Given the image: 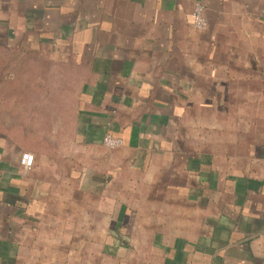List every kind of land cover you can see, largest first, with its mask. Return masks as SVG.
I'll return each mask as SVG.
<instances>
[{"label":"crops","instance_id":"crops-1","mask_svg":"<svg viewBox=\"0 0 264 264\" xmlns=\"http://www.w3.org/2000/svg\"><path fill=\"white\" fill-rule=\"evenodd\" d=\"M0 264H264V0H0Z\"/></svg>","mask_w":264,"mask_h":264},{"label":"built area","instance_id":"built-area-1","mask_svg":"<svg viewBox=\"0 0 264 264\" xmlns=\"http://www.w3.org/2000/svg\"><path fill=\"white\" fill-rule=\"evenodd\" d=\"M192 25L198 30H204L207 27V20L204 15V6L201 3H195L191 11ZM102 144L108 149H115L121 146L122 142L110 134H105L102 138ZM20 165L24 170H29L33 165V155L29 152H23L20 156Z\"/></svg>","mask_w":264,"mask_h":264}]
</instances>
